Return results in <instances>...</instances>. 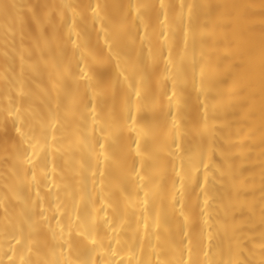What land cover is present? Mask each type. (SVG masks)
Listing matches in <instances>:
<instances>
[{
  "label": "bare ground",
  "instance_id": "obj_1",
  "mask_svg": "<svg viewBox=\"0 0 264 264\" xmlns=\"http://www.w3.org/2000/svg\"><path fill=\"white\" fill-rule=\"evenodd\" d=\"M0 264H264V0H0Z\"/></svg>",
  "mask_w": 264,
  "mask_h": 264
}]
</instances>
